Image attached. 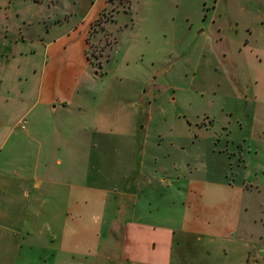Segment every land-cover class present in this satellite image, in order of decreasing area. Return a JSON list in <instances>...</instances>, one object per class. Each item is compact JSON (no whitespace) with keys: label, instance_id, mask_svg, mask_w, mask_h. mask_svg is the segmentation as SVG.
Returning <instances> with one entry per match:
<instances>
[{"label":"crops","instance_id":"0c3cea01","mask_svg":"<svg viewBox=\"0 0 264 264\" xmlns=\"http://www.w3.org/2000/svg\"><path fill=\"white\" fill-rule=\"evenodd\" d=\"M60 1L46 0L52 10L35 46L9 49L10 57L0 51V68L19 65L28 50L43 52L23 86H7L0 69L8 92L0 95V128L7 130L0 154L19 135L0 158V264L258 262L264 253L255 254L243 229L247 195L264 186L226 169L192 173L191 138L174 128L166 144H149L150 133L134 119L114 123L106 94L96 95L97 82L84 79L81 67L90 63L89 38L108 1L76 0L56 11ZM25 23L4 20L6 31L16 24L17 40Z\"/></svg>","mask_w":264,"mask_h":264},{"label":"rangeland","instance_id":"374dc122","mask_svg":"<svg viewBox=\"0 0 264 264\" xmlns=\"http://www.w3.org/2000/svg\"><path fill=\"white\" fill-rule=\"evenodd\" d=\"M37 1L0 0V51L5 57L19 45L35 46L32 41L46 32L42 19L52 9L46 0ZM74 1L61 0L56 11ZM5 18L26 21L24 40H17L16 24L6 31ZM92 34L90 63L81 62L82 75L97 82L96 95L106 94L114 123L125 115L134 119L150 133L149 144H166V131L174 128L191 138L192 173L226 169L246 185L264 186V0H132L130 9L108 2ZM18 58L19 65L17 59L0 68L12 88L34 80L30 65L38 66L43 52L36 48ZM7 94L2 84L0 95ZM108 94L117 97L109 102ZM121 95H134L133 105ZM5 130L0 128V138ZM18 136L12 135L5 150ZM5 150L0 158L7 156ZM247 196L243 230L258 255L264 253V190ZM256 260L253 264H263L264 255ZM20 261L43 264L34 258Z\"/></svg>","mask_w":264,"mask_h":264},{"label":"trees","instance_id":"16d2710c","mask_svg":"<svg viewBox=\"0 0 264 264\" xmlns=\"http://www.w3.org/2000/svg\"><path fill=\"white\" fill-rule=\"evenodd\" d=\"M108 2L130 7L132 0H107Z\"/></svg>","mask_w":264,"mask_h":264},{"label":"built area","instance_id":"2783aa9c","mask_svg":"<svg viewBox=\"0 0 264 264\" xmlns=\"http://www.w3.org/2000/svg\"><path fill=\"white\" fill-rule=\"evenodd\" d=\"M263 264H264V261H263Z\"/></svg>","mask_w":264,"mask_h":264}]
</instances>
